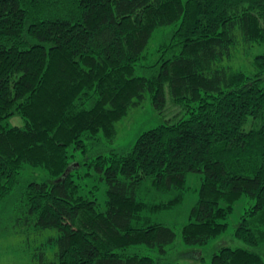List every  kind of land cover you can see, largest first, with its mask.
I'll return each mask as SVG.
<instances>
[{"label":"trees","instance_id":"obj_1","mask_svg":"<svg viewBox=\"0 0 264 264\" xmlns=\"http://www.w3.org/2000/svg\"><path fill=\"white\" fill-rule=\"evenodd\" d=\"M157 33L156 71L138 75ZM255 46L264 0H0V205L26 166L47 171L22 192L35 226L59 233L57 261L41 264H172L177 234L149 215L183 202L190 173L203 177L183 244L224 234L247 196L235 231L246 247L223 245L212 264H264V53L234 63ZM168 95L183 116L92 162L107 185L100 209L69 149L113 141L132 108L149 96L161 112ZM14 115L22 127L6 125Z\"/></svg>","mask_w":264,"mask_h":264},{"label":"rangeland","instance_id":"obj_2","mask_svg":"<svg viewBox=\"0 0 264 264\" xmlns=\"http://www.w3.org/2000/svg\"><path fill=\"white\" fill-rule=\"evenodd\" d=\"M162 40L159 33L154 35L146 49V58L138 65V75H150L156 71L151 66L159 59L158 48ZM258 53H264V47L255 46L250 50L248 56L242 52L239 60L237 59L234 63L239 65V63L250 62ZM184 114L185 110L172 104L169 95L161 112L154 106L152 98L147 96L140 105L132 108L129 114L117 124V136L113 141L103 139L101 146H88L90 148L86 153L80 149L70 148L69 153L73 156L70 161L77 168L74 179L81 185L80 193L88 197L93 195L98 201L100 209L105 210L107 185L103 179V172L97 170L92 162L99 155L108 156L114 151L132 147L144 132L168 121H173ZM6 125L22 127L24 120L19 115H14L6 121ZM202 177L203 174L201 173L188 174L187 191L183 202L174 208L163 209L149 215L152 221L172 227L177 234L175 243L166 247L168 253L165 262L172 264H212L214 253L221 246L246 247L243 241L237 239L235 231L242 216L246 215V212L249 215L254 205V201L247 196H242L234 205L233 212L226 219L228 229L224 234L212 239L205 246L189 247L183 244L181 228L188 223L190 212L199 199ZM47 180L48 173L45 169L26 166L22 175V183L0 205V264H41L42 261H57L58 244L56 240L59 236L58 231L56 229L41 230L37 228L32 216L27 212L24 195H22L29 182ZM153 195L151 191L147 192L146 200L151 199ZM155 202H159V200L156 198ZM142 252L148 255L152 254L146 249H143Z\"/></svg>","mask_w":264,"mask_h":264}]
</instances>
